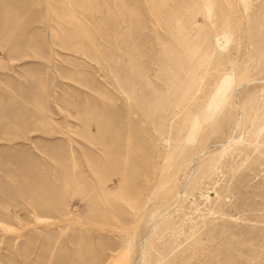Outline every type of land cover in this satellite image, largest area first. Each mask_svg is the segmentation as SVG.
Here are the masks:
<instances>
[{"label": "rangeland", "instance_id": "rangeland-1", "mask_svg": "<svg viewBox=\"0 0 264 264\" xmlns=\"http://www.w3.org/2000/svg\"><path fill=\"white\" fill-rule=\"evenodd\" d=\"M0 264H264V0H0Z\"/></svg>", "mask_w": 264, "mask_h": 264}]
</instances>
